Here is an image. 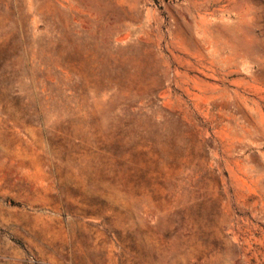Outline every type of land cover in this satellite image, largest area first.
I'll use <instances>...</instances> for the list:
<instances>
[{"label": "rangeland", "instance_id": "rangeland-1", "mask_svg": "<svg viewBox=\"0 0 264 264\" xmlns=\"http://www.w3.org/2000/svg\"><path fill=\"white\" fill-rule=\"evenodd\" d=\"M0 264H264V0H0Z\"/></svg>", "mask_w": 264, "mask_h": 264}, {"label": "bare ground", "instance_id": "bare-ground-1", "mask_svg": "<svg viewBox=\"0 0 264 264\" xmlns=\"http://www.w3.org/2000/svg\"><path fill=\"white\" fill-rule=\"evenodd\" d=\"M211 256V255H210ZM205 258V257H204ZM194 260V259H193Z\"/></svg>", "mask_w": 264, "mask_h": 264}]
</instances>
